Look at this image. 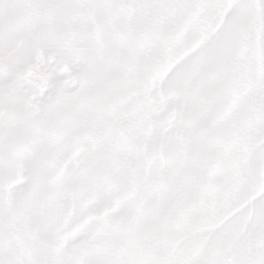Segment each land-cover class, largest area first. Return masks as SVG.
I'll return each instance as SVG.
<instances>
[{
  "label": "snow or ice",
  "instance_id": "1",
  "mask_svg": "<svg viewBox=\"0 0 264 264\" xmlns=\"http://www.w3.org/2000/svg\"><path fill=\"white\" fill-rule=\"evenodd\" d=\"M0 264H264V0H0Z\"/></svg>",
  "mask_w": 264,
  "mask_h": 264
}]
</instances>
